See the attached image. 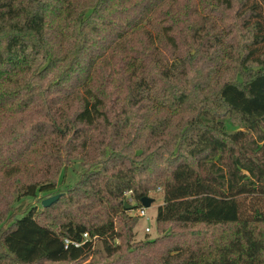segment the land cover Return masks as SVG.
<instances>
[{
	"label": "trees",
	"instance_id": "obj_1",
	"mask_svg": "<svg viewBox=\"0 0 264 264\" xmlns=\"http://www.w3.org/2000/svg\"><path fill=\"white\" fill-rule=\"evenodd\" d=\"M79 2L0 0L3 200L83 169L58 224L10 215L0 264L116 256L126 194L138 209L158 188L163 235L137 263L264 264V0Z\"/></svg>",
	"mask_w": 264,
	"mask_h": 264
},
{
	"label": "rangeland",
	"instance_id": "obj_2",
	"mask_svg": "<svg viewBox=\"0 0 264 264\" xmlns=\"http://www.w3.org/2000/svg\"><path fill=\"white\" fill-rule=\"evenodd\" d=\"M79 2V5L83 4L84 2L88 0H74V2ZM93 1V0H92ZM83 169L80 167V164L73 163L71 166L67 167L65 170H63L61 176H60V186L53 190L52 192L47 193H40L37 197H26L21 199L20 201L14 202L13 199H6L3 200V197L6 195V197H9V194L11 191H8L7 188V180L5 177L3 179L1 178L3 173L0 172V234L1 232L6 228L11 226L12 217L13 216H21L25 212H27L29 209L37 206L39 211L42 215H40V218L42 222H50L52 224L57 223L60 221L61 218V211H48L49 208H44L42 206V202L48 198L54 197L56 195L61 196L62 193H67L68 190L72 187H74L78 180L79 176ZM35 171H33L34 173ZM150 198L154 199L153 205L146 209V217H139L138 216V210L141 209L142 205L138 209H127L126 208V218L125 217H119L116 218V229L117 231L122 234L125 237V241L123 240H117L116 245L118 247H121V250L117 253L116 256H108V254L105 252V250L102 247V244L97 241L96 243V251L91 256L79 260L77 262L73 263H67V262H60V263H52V262H46L44 264H139L136 261L135 256V249L137 245L145 243L147 240H154L159 237H161L163 234L160 233L157 223H156V217L158 213L159 206L163 203V191L158 188L156 192H152L149 195ZM60 198V197H59ZM128 205L130 206H137L138 204L134 203L133 199L131 197H127ZM144 208V207H143ZM10 209V211L6 214L5 211ZM66 210V206L64 207ZM10 217V218H9ZM135 218L137 223L135 226H132V232L131 235L128 236V225L127 220L129 221V218L131 219ZM14 219V218H13ZM53 221V222H52ZM131 224V223H130ZM149 228L151 230L150 233H146V229ZM170 227L166 228L165 232ZM175 232L177 234H181V231L176 227ZM178 240H176L174 237L172 239V242L175 243ZM171 246V244L163 245L160 249H158L157 252L151 253L150 259H146L149 254H145V256L140 257V262L145 259L144 262H155L159 259L161 254L165 253L167 249ZM143 262V263H144Z\"/></svg>",
	"mask_w": 264,
	"mask_h": 264
},
{
	"label": "water",
	"instance_id": "obj_3",
	"mask_svg": "<svg viewBox=\"0 0 264 264\" xmlns=\"http://www.w3.org/2000/svg\"><path fill=\"white\" fill-rule=\"evenodd\" d=\"M59 197H60L59 195H56V196H54V197H51V198H48V199L44 200V201L42 202V206H43L44 208H49V207L52 206L56 201H58ZM153 203H154V199H153V198H150V197H144V198H142V200H141V205H142V207H144V208H146V209L150 208V207L153 205ZM125 207H126L127 209H131V208H132V206L128 205L127 202H125Z\"/></svg>",
	"mask_w": 264,
	"mask_h": 264
},
{
	"label": "built area",
	"instance_id": "obj_4",
	"mask_svg": "<svg viewBox=\"0 0 264 264\" xmlns=\"http://www.w3.org/2000/svg\"><path fill=\"white\" fill-rule=\"evenodd\" d=\"M126 196L129 197L130 193H127ZM138 216L139 217H143V218L146 217V209L141 207V209L138 210ZM145 231H146V233H150L151 232V230L149 228H147ZM84 238L88 239V235L85 234ZM65 243H66V246H68L70 244V241L66 240ZM73 245H75V247H79L81 244L73 243Z\"/></svg>",
	"mask_w": 264,
	"mask_h": 264
}]
</instances>
